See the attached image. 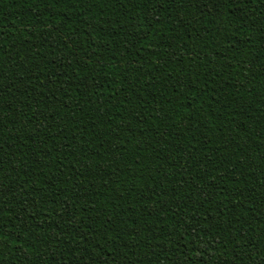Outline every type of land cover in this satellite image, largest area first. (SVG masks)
<instances>
[{
	"label": "trees",
	"instance_id": "1",
	"mask_svg": "<svg viewBox=\"0 0 264 264\" xmlns=\"http://www.w3.org/2000/svg\"><path fill=\"white\" fill-rule=\"evenodd\" d=\"M0 264H264V2L0 0Z\"/></svg>",
	"mask_w": 264,
	"mask_h": 264
},
{
	"label": "snow or ice",
	"instance_id": "2",
	"mask_svg": "<svg viewBox=\"0 0 264 264\" xmlns=\"http://www.w3.org/2000/svg\"><path fill=\"white\" fill-rule=\"evenodd\" d=\"M262 2H264V0H262ZM149 12H148V16L150 17L151 16V14H152V11H151V9H152V5L151 4H149Z\"/></svg>",
	"mask_w": 264,
	"mask_h": 264
}]
</instances>
